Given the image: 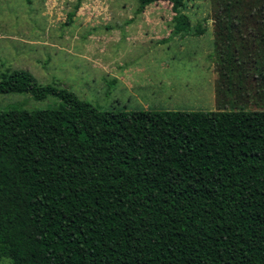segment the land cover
<instances>
[{"label": "trees", "instance_id": "1", "mask_svg": "<svg viewBox=\"0 0 264 264\" xmlns=\"http://www.w3.org/2000/svg\"><path fill=\"white\" fill-rule=\"evenodd\" d=\"M160 1L176 34L190 29L185 0H139L140 10ZM253 13L257 36L264 0ZM235 22L214 30L216 63L259 89L252 37L238 43ZM8 93L59 104L0 110V259L264 264V108L104 111L24 71L0 80Z\"/></svg>", "mask_w": 264, "mask_h": 264}, {"label": "rangeland", "instance_id": "2", "mask_svg": "<svg viewBox=\"0 0 264 264\" xmlns=\"http://www.w3.org/2000/svg\"><path fill=\"white\" fill-rule=\"evenodd\" d=\"M240 1L185 0L191 27L176 34L168 1L141 11L139 0H0V80L24 71L112 112L262 109L264 85L224 74L214 57L216 26L234 19L235 40L251 36L252 60L264 61V32H251L257 0ZM254 61L251 75L264 80ZM58 104L0 94V110Z\"/></svg>", "mask_w": 264, "mask_h": 264}]
</instances>
